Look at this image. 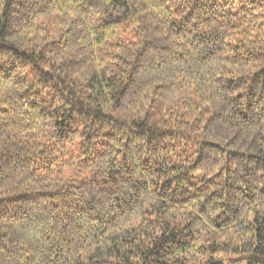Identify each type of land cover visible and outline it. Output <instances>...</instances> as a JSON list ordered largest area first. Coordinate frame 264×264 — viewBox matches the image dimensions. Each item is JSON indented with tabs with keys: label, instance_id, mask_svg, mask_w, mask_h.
Listing matches in <instances>:
<instances>
[{
	"label": "trees",
	"instance_id": "obj_1",
	"mask_svg": "<svg viewBox=\"0 0 264 264\" xmlns=\"http://www.w3.org/2000/svg\"><path fill=\"white\" fill-rule=\"evenodd\" d=\"M0 264H264V0H0Z\"/></svg>",
	"mask_w": 264,
	"mask_h": 264
}]
</instances>
